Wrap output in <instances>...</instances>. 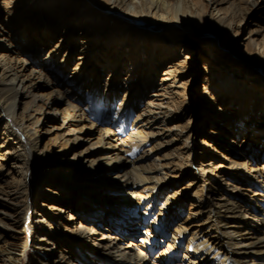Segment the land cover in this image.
<instances>
[{"label": "bare ground", "instance_id": "1", "mask_svg": "<svg viewBox=\"0 0 264 264\" xmlns=\"http://www.w3.org/2000/svg\"><path fill=\"white\" fill-rule=\"evenodd\" d=\"M0 119V264H264V0H0Z\"/></svg>", "mask_w": 264, "mask_h": 264}, {"label": "rangeland", "instance_id": "2", "mask_svg": "<svg viewBox=\"0 0 264 264\" xmlns=\"http://www.w3.org/2000/svg\"><path fill=\"white\" fill-rule=\"evenodd\" d=\"M203 48H205L206 49V44H203ZM203 57L204 58H206V57H208V54L206 55V53L204 54V52H203ZM232 59H236V57H232ZM203 65H204V62H203V59H202V57H200L199 55H197V61L194 63V68L192 69V71H191V74L192 75H194V77H195V79H193V81L190 83V85H189V88H188V96H187V98H191L192 100H194L193 102H195V101H197L198 100V97L197 96H199V94L200 93H202V91H203V89H204V84H203V79H204V77L206 76V71H204V69H203ZM196 103V102H195ZM190 114H188L189 116H191L192 117V119L193 118H195L196 117V113L194 112V111H190L189 112ZM186 116L185 117V121H187V119H188V117L189 116ZM194 116V117H193ZM190 117V118H191ZM198 117V122L200 121V122H202V123H200V124H198V125H196V124H194V126H192V128H191V143H193V141L194 140H196L198 143L199 142H201L202 141V139L203 138H205V136H206V130H207V125L209 124V123H215L214 121H212L213 119H212V117L211 116H209V115H207V114H203V116L201 117V119H199V116H197ZM197 117H196V119H197ZM203 118V119H202ZM218 120H220L219 118H218ZM1 121H2V119H0V124H1ZM180 123H182V124H180V125H185V123L186 122H180ZM224 126V125H223ZM222 126V127H223ZM243 132V131H242ZM242 132H241V139H239V143H240V145L242 144V142L244 141V137H245V133L244 134H242ZM258 132V131H257ZM256 132V133H257ZM259 134H257L256 136H258ZM52 139H53V135H46L43 139H42V142L43 141H49V143H51L52 142ZM180 145L181 144H179L178 146L180 147ZM195 145V144H194ZM194 148V147H193ZM195 150H196V148H194ZM239 151V149L237 148V152ZM262 151H264L262 148H258V150H257V152H256V154L255 155H253L256 159L257 158H259L261 155H262ZM248 152V151H247ZM167 153L169 154V155H171L170 154V150H167ZM187 154H188V152H187ZM251 155L252 154H254V153H250ZM172 156V155H171ZM263 157V156H262ZM263 160H264V157L262 158ZM207 177H209L208 175H207ZM181 182H180V187H183V186H186L187 185V183H188V180H184V181H182V179L180 180ZM40 191V187L39 186H37V187H35L34 188V192H36V193H38ZM185 207H186V210L188 211L189 210V208H190V204L189 203H187L186 205H185ZM135 220H131L129 223H131V222H134ZM127 223L128 222H126L125 224H124V226H123V229H125V230H128V228L130 229V227H128L127 226ZM130 225V224H129ZM174 229V228H173ZM172 229V230H173ZM140 236V235H139ZM139 238V237H138ZM25 240L27 241L28 240V238L25 236ZM33 259V255L30 253V252H28V255L26 256V257H24V258H22L21 259V261H20V263L19 264H27L28 262H29V260H32ZM161 262H162V260H161ZM162 264H165L164 262L162 263Z\"/></svg>", "mask_w": 264, "mask_h": 264}]
</instances>
